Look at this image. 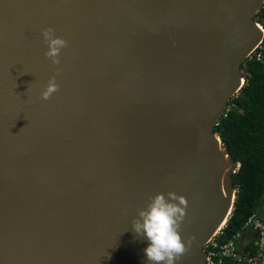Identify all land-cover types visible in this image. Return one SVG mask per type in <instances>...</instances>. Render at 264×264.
Wrapping results in <instances>:
<instances>
[{
  "label": "water",
  "instance_id": "1",
  "mask_svg": "<svg viewBox=\"0 0 264 264\" xmlns=\"http://www.w3.org/2000/svg\"><path fill=\"white\" fill-rule=\"evenodd\" d=\"M263 1L0 0V264H144L132 220L157 192L188 204L182 264H207L237 167L214 126Z\"/></svg>",
  "mask_w": 264,
  "mask_h": 264
},
{
  "label": "trees",
  "instance_id": "2",
  "mask_svg": "<svg viewBox=\"0 0 264 264\" xmlns=\"http://www.w3.org/2000/svg\"><path fill=\"white\" fill-rule=\"evenodd\" d=\"M254 19L264 24V9ZM245 81L229 100L226 116L214 126L232 161L238 168L231 172L235 196L231 213L219 237L227 241L240 230L246 219L262 204L264 183V64L255 57L241 65Z\"/></svg>",
  "mask_w": 264,
  "mask_h": 264
},
{
  "label": "clouds",
  "instance_id": "3",
  "mask_svg": "<svg viewBox=\"0 0 264 264\" xmlns=\"http://www.w3.org/2000/svg\"><path fill=\"white\" fill-rule=\"evenodd\" d=\"M47 44L45 56L53 64L60 63V53L68 42L55 34L51 26L42 29ZM59 88L55 76H51L41 97L48 99ZM188 204L174 192H157L148 197L146 205L137 210L132 220V230L137 238L146 241L143 249L144 264H182L189 253L181 236L187 219Z\"/></svg>",
  "mask_w": 264,
  "mask_h": 264
},
{
  "label": "built area",
  "instance_id": "4",
  "mask_svg": "<svg viewBox=\"0 0 264 264\" xmlns=\"http://www.w3.org/2000/svg\"><path fill=\"white\" fill-rule=\"evenodd\" d=\"M261 9H264V1L259 10ZM255 22L262 28V37L246 58L255 57L264 64V24L256 20ZM229 108L228 102L221 117L227 115ZM238 166L237 163L236 169ZM261 200L262 204L259 209L252 213L246 219L242 228L227 241L221 242L219 239L223 233L225 223L217 228L205 241L203 250L207 264H264V183Z\"/></svg>",
  "mask_w": 264,
  "mask_h": 264
},
{
  "label": "bare ground",
  "instance_id": "5",
  "mask_svg": "<svg viewBox=\"0 0 264 264\" xmlns=\"http://www.w3.org/2000/svg\"><path fill=\"white\" fill-rule=\"evenodd\" d=\"M259 30L261 31V27L258 25ZM218 138V137H217ZM220 143V142H219ZM220 147V151L222 152L223 155V160L222 162L225 164V168H224V172L228 171L230 169V164H229V159H228V154H226L224 148L221 146V144H219ZM223 192L225 193V190L223 188ZM234 198V196H233ZM225 221H223L221 224L223 225Z\"/></svg>",
  "mask_w": 264,
  "mask_h": 264
}]
</instances>
